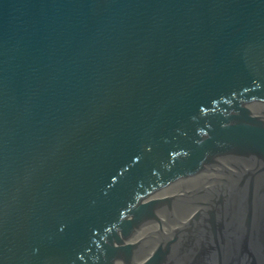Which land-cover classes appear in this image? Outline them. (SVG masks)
Masks as SVG:
<instances>
[{
	"label": "water",
	"instance_id": "1",
	"mask_svg": "<svg viewBox=\"0 0 264 264\" xmlns=\"http://www.w3.org/2000/svg\"><path fill=\"white\" fill-rule=\"evenodd\" d=\"M0 264H264V0H0Z\"/></svg>",
	"mask_w": 264,
	"mask_h": 264
}]
</instances>
